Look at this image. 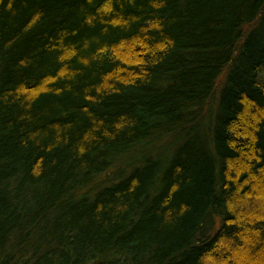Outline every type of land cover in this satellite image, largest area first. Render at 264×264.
I'll list each match as a JSON object with an SVG mask.
<instances>
[{
  "label": "trees",
  "instance_id": "trees-1",
  "mask_svg": "<svg viewBox=\"0 0 264 264\" xmlns=\"http://www.w3.org/2000/svg\"><path fill=\"white\" fill-rule=\"evenodd\" d=\"M0 264H264V0H0Z\"/></svg>",
  "mask_w": 264,
  "mask_h": 264
}]
</instances>
